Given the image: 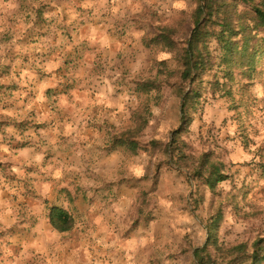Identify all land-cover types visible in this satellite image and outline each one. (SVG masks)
Here are the masks:
<instances>
[{
    "label": "rangeland",
    "instance_id": "374dc122",
    "mask_svg": "<svg viewBox=\"0 0 264 264\" xmlns=\"http://www.w3.org/2000/svg\"><path fill=\"white\" fill-rule=\"evenodd\" d=\"M109 1L112 2V0ZM118 4L121 8L120 12H116V17H121L124 21V24L119 26V28H122L118 32L119 39L129 49H134V53L127 54V49H125L112 58L111 63H109L111 60L109 57L98 61L95 65L100 74H97L95 78L101 76L102 80H105L106 78L103 76L106 74L103 73V70L115 67L118 70L122 69L123 73L125 71L120 78L121 81L115 82L131 86L126 91L121 89L122 87L114 89L112 94L109 95L113 99L124 95L128 96L127 114L113 107L117 109L114 113L117 112L118 115H115V118L113 117L110 122L113 128H110V130L114 132L111 134L112 141L116 130L119 134L124 130L133 128L137 123L148 125L145 138L140 141L138 146H131L126 142L119 146L120 151L116 152H118L117 156L119 157L121 169V163L127 156H138L141 153L152 156L150 142L156 139L166 140L177 127L176 103L173 100H167L161 107H156L153 103L152 93L142 86V82L147 77L150 68H163L166 61V56H159L155 51L145 49L142 46V38L154 27L164 25L177 14L189 13L193 7L189 0H155L152 5L144 3L143 0H132L130 5L126 3V0H119ZM72 38L73 40L70 39L73 47L70 52L66 53L68 59L66 64L72 66L73 69L76 68V74L78 67L84 63L82 60L85 58L86 50L79 55V50L84 47L79 45L78 50L74 35ZM69 53L71 55L68 57L67 54ZM157 56L160 59H157ZM108 79L116 80L112 75ZM99 82L102 81L99 79ZM1 91L0 95L2 94ZM259 91H264V79H259L251 89L252 95L260 102L261 108L264 109V98L258 96ZM7 92L9 91L7 90ZM208 96L202 114L196 117L191 127L187 142L199 153L215 152L227 166V174L230 179L219 187L223 194L222 200L226 198L223 202L225 205L224 221L219 231L222 240L228 244L251 243L259 237H264V176L257 169L258 163H264V113L256 107L251 119L240 120L232 108L231 101L224 97L221 90L213 91ZM149 102L160 111L158 117H152L149 111ZM150 120H153V122L150 123ZM110 149H113L112 142L111 146L106 149L108 156ZM116 152H114V155ZM152 157L156 159L151 164L150 174L142 180L126 178L119 170L116 173L117 179L107 182H104L103 179L100 181L101 186L96 188L79 186L75 188V190L78 189L76 194L83 199L82 206L87 205V207H93L97 211L101 208L114 210L115 206L127 208L129 202H136L142 190H154L155 198L163 196L166 192H171L170 201L173 205L171 212L166 211L155 200L156 220L149 224L142 221L137 223L135 207L134 211L128 213L120 221H117L112 215L106 216L104 214L105 221L116 220L113 221L115 225L113 230L114 239L109 237V240L115 241V238H117L120 245L127 246L134 241L139 242L141 239L146 238L149 232H153L156 244H163V250L168 252L167 260L174 262V264H191L193 249L205 240L201 224L195 219V216H201L204 220L207 219L214 214L220 200L205 188L197 197L194 190H190L184 178L177 177L175 173L168 171L166 166L160 171L163 166L161 160L157 156ZM103 170L106 172L105 177L108 174L107 169ZM28 173L31 180L24 181L20 179V175H15L14 171L7 165H1L0 167V191L3 192V199L8 205L17 210L18 215L17 223L7 230V234L0 232V241L5 246L12 247L14 253L17 254L22 251L24 244L41 241L43 239L42 233L45 232L44 224L46 225V218L39 216L37 213V211H40L39 208H33L31 205L32 202H35V192H33L34 187L31 184L33 180L32 172L29 171ZM156 177L159 178L158 181H156ZM155 182L158 183L157 186ZM182 187L187 191L186 196L180 190ZM192 194L196 196L195 198L198 201L201 200L200 196H204V203L200 205L199 210L195 209L194 211ZM96 195L99 196L100 201L95 199ZM90 198L92 199L90 200ZM164 198L169 199L167 196ZM229 204L230 207H228ZM82 208L84 209L82 211H85L84 215L80 214V211L74 214L77 222L75 231L68 235H59V243L66 246L63 252L59 254L62 264H69V261H71V264H102L101 259L97 261L98 263H90L92 257L95 259L101 258L96 254L97 250L93 246L94 238L96 237L95 240L98 239V233L95 232L96 226L94 225L96 219L91 216V213L87 212L86 207ZM236 208L237 211H235ZM87 213L89 215H85ZM43 215L47 217V211ZM182 216H188L193 222L178 225L182 230L191 229L190 232L185 231L183 236H179L176 234V230L172 229L169 221L177 220ZM169 238L175 243V250H172V245L165 242ZM84 244H89L87 255H85L82 248ZM78 249L80 250L78 256H74L73 253ZM145 252L148 253L147 264H163L160 258L163 251L159 248L153 249L152 246H146L139 250L137 254L138 262L143 258ZM109 253H112V251ZM125 254L124 248L118 253L114 250L115 258L120 260L121 264H123ZM89 255L91 261L87 259ZM2 257L3 252H0V258ZM27 264H35V261L29 260ZM109 264H113V258Z\"/></svg>",
    "mask_w": 264,
    "mask_h": 264
},
{
    "label": "crops",
    "instance_id": "0c3cea01",
    "mask_svg": "<svg viewBox=\"0 0 264 264\" xmlns=\"http://www.w3.org/2000/svg\"><path fill=\"white\" fill-rule=\"evenodd\" d=\"M86 2L4 0L8 7L0 10V28L4 29L0 33V45L4 46L0 53L3 61L0 63V165H7L24 181L31 180L28 172H32L35 202L31 205L39 208V216L46 218L44 235L57 233L49 220L50 209L54 207L66 209L73 216L78 211L84 215L82 207L95 219L111 215L109 209L93 211V207L82 206L83 199L75 188L102 181L106 173L103 169H107L108 174L120 170L118 152L110 149L109 156L106 153L114 133L110 122L118 115L114 113L117 109L95 102L102 99L101 93L114 104L119 101L121 96L109 97L108 85L113 90L122 87L125 91L131 86L116 83L121 81L125 71L115 67L103 70L105 80L101 76L95 78L100 74L95 64L106 57L111 63L120 51L127 49L126 53L131 55L134 49H129L119 39L118 32L122 30L119 26L124 21L112 11L114 7L121 8L119 4L91 0L92 6L85 8ZM92 29H96L95 33ZM73 35L77 49L79 45L85 48L79 50V55L86 50L84 63L76 74V68L66 64V53L73 47ZM111 75L116 80H109ZM117 134L118 130L113 137ZM38 155L42 156L40 161L36 160ZM94 168L99 172L93 171ZM95 199L99 200V196ZM45 211L47 217L43 215ZM113 221H105L103 228L94 223L98 239L94 238L93 246L101 258L92 257L90 263H98L100 259L102 264L105 260L107 264L112 261L114 240L109 237L114 239V232L109 235L108 229L114 225ZM88 253L87 249L85 255Z\"/></svg>",
    "mask_w": 264,
    "mask_h": 264
},
{
    "label": "trees",
    "instance_id": "16d2710c",
    "mask_svg": "<svg viewBox=\"0 0 264 264\" xmlns=\"http://www.w3.org/2000/svg\"><path fill=\"white\" fill-rule=\"evenodd\" d=\"M189 1L193 7L189 13L175 15L142 38L145 49L166 56L164 67L150 68L142 86L152 93L156 107L167 100H173L177 107V127L166 140L150 142L151 155L161 160L160 171L166 166L184 178L197 197L205 188L220 200L207 219L195 216L205 240L193 249L191 264H264L263 236L251 243L228 244L222 240L219 231L226 198L222 200L219 187L230 179L227 166L215 152L199 153L187 142L213 91L224 93L240 120L251 119L256 107L264 113L251 92L255 83L264 79V0ZM147 129V124L137 123L115 135L113 150L125 142L138 146ZM257 169L264 176V163H258ZM194 194L195 211L204 203V196L198 201ZM154 204V190L139 193L137 223L156 220ZM49 220L59 234L71 233L76 226L74 216L60 207L50 209Z\"/></svg>",
    "mask_w": 264,
    "mask_h": 264
},
{
    "label": "clouds",
    "instance_id": "9594fccd",
    "mask_svg": "<svg viewBox=\"0 0 264 264\" xmlns=\"http://www.w3.org/2000/svg\"><path fill=\"white\" fill-rule=\"evenodd\" d=\"M102 3H107V0H101ZM114 5H117L119 3V0H112ZM144 3L148 5H152L155 3V0H143ZM127 4H132V0H126ZM92 3L91 0H87V2L83 5V7L88 8L91 7ZM8 5L4 3V0H0V10L6 9ZM113 14L116 12H120L119 7H114L112 9ZM48 15V14H46ZM121 15L123 13L121 12ZM73 19H75V16H73ZM4 29L0 28V33H3ZM96 29H92V32L95 33ZM93 40L95 39V36L92 37ZM14 42V41H13ZM105 45H107V40L104 41ZM3 45H0V53L3 51ZM157 59H160L159 56L156 57ZM0 63H3L2 60H0ZM107 84V82H105ZM106 92L108 95H111L113 92V87L111 85H108L106 88ZM258 96L261 98H264V91H259ZM102 99L96 101L97 104H103L106 108H112L116 107L119 109L120 112L127 114V108L126 105L128 103V96L124 95L119 98V101L115 104L107 98V96L104 95V93H101ZM149 111L152 114V117H158L160 115V111L154 107V105L149 102ZM115 118V117H114ZM103 122L102 120L100 121ZM150 123L153 122V120L149 121ZM74 130V129H73ZM55 141H52V144L55 145ZM7 151V149H4ZM116 151H120L119 146L115 149ZM42 159V156H37L36 160L40 161ZM154 157L148 155L147 153H141L138 156H127L121 163V172L124 177L129 179H135V180H142L145 176L150 174L151 170V164L155 162ZM236 159V158H234ZM76 171H79V169H76ZM93 171L99 172V169L94 168ZM59 175V174H58ZM117 179L116 173H109L104 177V182L112 181ZM101 182L100 181H93L89 184L85 185L87 188H96L100 187ZM184 192V195H187V191L183 189V187L180 189ZM91 195V193H89ZM172 193L166 192L163 196H158L155 198L156 203L162 205L166 211L171 212L173 205L170 201ZM167 196L169 199H165L164 197ZM136 206L135 201L129 202V205L127 208H121L120 206H115L114 210L109 209V212L111 215L117 220L120 221L122 218L128 215V213L134 211V207ZM94 211V209H93ZM18 215L17 210L13 208L12 206L8 205L6 201L3 199V192L0 191V232H4L7 234V230L11 229L13 225L17 223ZM95 224L97 227L103 228L105 221L103 217H100L96 219ZM193 221L188 216H182L177 220H170L169 223L171 224L172 229L176 230V234L179 236H183L185 231L190 232L191 229H180L178 225L183 223H192ZM115 225L112 226L111 229H108L109 233L114 230ZM167 230V229H166ZM39 231V229H37ZM43 239L41 241H34L31 244H24L22 251H20L18 254L14 253L12 247L5 246L2 241H0V252H3V257L0 258V264H27L29 260L35 261V264H62L61 260L59 259V254L63 252L65 245H62L59 243V234L58 233H52L51 235H44L42 233ZM167 244L172 245V250H175V243L169 238L165 241ZM97 243H101L100 241H97ZM105 247H109L108 245H104ZM146 246H152L153 249L159 248L163 251V255L160 257L163 261V264H174V262L169 261L166 259L168 252L164 249L163 244L157 245L155 242V237L153 232H149L148 236L146 238L141 239L139 242H132L131 245H120L118 241H114L113 247L115 248V252L118 253L121 251L122 248L125 249L126 254L123 257V264H147V258L148 253L145 252L143 258L138 262L137 261V254L140 249L145 248ZM83 250L85 253H87V247L82 245ZM79 249L73 253L74 256H78ZM87 259L91 261V256H87ZM69 264H71V261H69ZM104 264H107V260L104 261ZM113 264H121L120 260L115 258V255L113 254Z\"/></svg>",
    "mask_w": 264,
    "mask_h": 264
}]
</instances>
